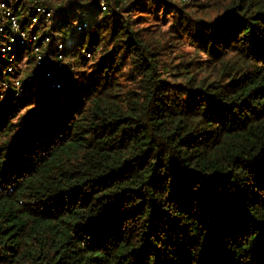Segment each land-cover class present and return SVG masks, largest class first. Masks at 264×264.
Here are the masks:
<instances>
[{
  "label": "trees",
  "instance_id": "1",
  "mask_svg": "<svg viewBox=\"0 0 264 264\" xmlns=\"http://www.w3.org/2000/svg\"><path fill=\"white\" fill-rule=\"evenodd\" d=\"M45 1L61 89L27 53L0 90V264H264V0Z\"/></svg>",
  "mask_w": 264,
  "mask_h": 264
},
{
  "label": "built area",
  "instance_id": "2",
  "mask_svg": "<svg viewBox=\"0 0 264 264\" xmlns=\"http://www.w3.org/2000/svg\"><path fill=\"white\" fill-rule=\"evenodd\" d=\"M26 7L27 18L22 21L21 13ZM100 8L106 12L109 4L106 0H100ZM75 7V5H73ZM67 10V4L62 1L48 3L45 0H0V90L5 91L9 82L17 92H23L21 75L17 74V67L24 68L27 62V53L33 56L36 67L41 71L43 79L47 80L53 89H61L59 74L55 71L63 67L64 43L53 41L51 36L31 31L30 26L37 27L39 22L49 23L58 14ZM68 14V13H67ZM26 23V26H23ZM87 27L83 23L77 26V31ZM50 52L56 54L54 58ZM2 96L0 97V100Z\"/></svg>",
  "mask_w": 264,
  "mask_h": 264
},
{
  "label": "rangeland",
  "instance_id": "3",
  "mask_svg": "<svg viewBox=\"0 0 264 264\" xmlns=\"http://www.w3.org/2000/svg\"><path fill=\"white\" fill-rule=\"evenodd\" d=\"M183 1H185V0H183ZM63 19H67V17H64ZM150 23H152V24H155V23H157L159 20H161L160 19V17H155V16H151L150 17ZM148 22V21H147ZM160 22V21H159ZM158 22V23H159ZM30 30L31 31H37L39 34H42L43 32H44V29H42V28H38V27H36L34 24H32L31 26H30ZM192 49V47L191 46H186V48H185V50H191ZM3 74V71L2 70H0V77H1V75Z\"/></svg>",
  "mask_w": 264,
  "mask_h": 264
}]
</instances>
